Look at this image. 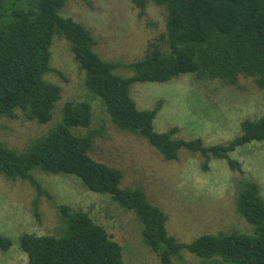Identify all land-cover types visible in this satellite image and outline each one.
Returning a JSON list of instances; mask_svg holds the SVG:
<instances>
[{
  "label": "trees",
  "instance_id": "trees-1",
  "mask_svg": "<svg viewBox=\"0 0 264 264\" xmlns=\"http://www.w3.org/2000/svg\"><path fill=\"white\" fill-rule=\"evenodd\" d=\"M67 1L0 0V124L4 117L15 118L19 112L42 125L53 123L23 149L9 147L0 139V174L30 182L38 192L33 204L38 217L39 196L51 195L36 178V169L81 179L87 189L110 196L136 215L144 243L158 256L159 264L183 260L184 251L195 255L199 264H264V195L257 181L239 179L235 191L237 210L250 225L249 231L204 233L184 242L169 233V216L142 188L123 187V171L91 154L96 138L110 122L146 139L168 161L178 160L187 150L200 154L203 170L217 158L244 173L242 163L230 153L264 140V115L244 119L241 132L231 140L206 144L200 136H178V126L157 130L160 104L139 107L132 89L137 82L167 83L185 74L238 87L242 77L250 78L264 89V0H132L140 17L147 14L150 3L163 7L165 30L149 42L141 58L128 63L107 60L95 51L98 41L93 32L62 13ZM57 37L67 39L85 71L86 87L102 102L108 119L97 127L89 100L65 102L55 121L62 88L46 74L53 70L51 48ZM81 128L87 131L78 132ZM57 207L56 234L20 235L27 264H125L123 246L104 225L68 204ZM12 243L0 235L2 249Z\"/></svg>",
  "mask_w": 264,
  "mask_h": 264
},
{
  "label": "rangeland",
  "instance_id": "rangeland-1",
  "mask_svg": "<svg viewBox=\"0 0 264 264\" xmlns=\"http://www.w3.org/2000/svg\"><path fill=\"white\" fill-rule=\"evenodd\" d=\"M62 13L85 24L98 43L95 51L107 60L131 62L141 58L148 44L165 30V9L150 3L140 17L132 0H68ZM52 71L46 78L62 88L55 110L57 122L67 101L89 100L94 107L95 126L108 119L99 97L85 85L82 70L65 38L52 45ZM131 74L128 69H120ZM132 95L141 108L159 107L155 127L166 131L178 126V136L202 137L206 144L227 142L241 132L246 118L264 115V89L252 79L241 78L240 86L218 80H199L185 74L170 82H137ZM99 123V124H98ZM53 124V123H52ZM52 124L18 117H4L0 139L9 147L23 149ZM81 128L78 132L85 133ZM92 156L123 171V187L142 188L152 203L169 216V233L189 242L204 233L249 231L250 225L236 206L239 179L250 178L262 187L264 195V140L239 146L230 153L242 163L244 173L232 170L226 159L214 158L203 170L200 154L183 150L178 160L168 161L149 142L118 129L109 122L95 140ZM36 178L48 190L39 196V213L33 210L38 192L27 180H9L0 174V235L12 240L0 246V264H27V253L19 245L25 232L56 234L60 226L58 205L81 209L104 225L114 240L123 246L125 264H159L158 256L144 243L142 225L136 215L110 196L87 189L82 180L66 174L35 170ZM199 264L200 260L184 251L175 264Z\"/></svg>",
  "mask_w": 264,
  "mask_h": 264
}]
</instances>
